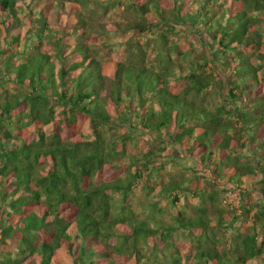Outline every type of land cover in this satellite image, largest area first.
<instances>
[{"label": "trees", "instance_id": "obj_1", "mask_svg": "<svg viewBox=\"0 0 264 264\" xmlns=\"http://www.w3.org/2000/svg\"><path fill=\"white\" fill-rule=\"evenodd\" d=\"M34 1L0 0V264H183L186 231L192 264H264V0ZM155 143L209 172L194 217L153 213L183 187Z\"/></svg>", "mask_w": 264, "mask_h": 264}, {"label": "rangeland", "instance_id": "obj_2", "mask_svg": "<svg viewBox=\"0 0 264 264\" xmlns=\"http://www.w3.org/2000/svg\"><path fill=\"white\" fill-rule=\"evenodd\" d=\"M101 1H106V0H101ZM34 0H27V5L30 4L31 6H34ZM18 6L17 8H21L23 9L26 13V7L24 5V3H22V0H17ZM49 2H46V0H40L39 5L35 6L33 8V11L36 10H40L41 11V15H47L45 6H48ZM54 6V4H52V7ZM57 7L54 6L53 8H50L49 11H53V9H56ZM18 13L21 15V18L24 19V15H26V13L20 12L18 11ZM112 14L109 15L110 18H112ZM22 23L21 28V36L24 37L25 34L27 33V31L29 30V27L27 26V21L25 22H20V24ZM19 24V25H20ZM24 28V29H23ZM196 43L200 44V47L202 46L201 43L204 41H200V40H196ZM204 44V43H202ZM18 47V45H17ZM199 47V49H200ZM20 50L22 49V47L19 48ZM200 51H198V54H196V58L199 57ZM201 59V57H200ZM183 66L185 67H190L189 62H183ZM10 88V86H9ZM57 111H60V109L57 108ZM86 134H89V131H85ZM142 140H144L145 144H147L148 146L151 143H154V141L151 139L150 136H144L141 137ZM153 146L157 149L158 153L163 157V159H165V161L167 162V165L165 166V169H163L161 171V180L162 182L165 184L167 183L169 180H173L174 182H179L183 184V187L180 191H178V193H162L160 192L159 189H156L154 193H150V194H155L152 195L155 197V201L158 202V205L156 208H154V214L155 216L160 219L163 220L164 222H171V216H175L177 215L178 212L183 211L187 216L189 217H194V215L196 214L195 212V208H199L201 205L199 203L198 200L194 199V195H193V191L196 188H201L200 185L204 186L201 183V180L198 179V176H202L204 174H206V179L208 182V173H203V171H199L197 173L194 172L193 168H190L191 165L190 160L189 159H184L183 157L185 156V153H183L182 151H177V149L175 147H172L170 144L167 145V148L165 150V152H161L160 149L163 148V143H155L153 144ZM129 147L131 149V151L133 152L135 150V145L134 144H129ZM166 147V146H165ZM137 151V149L135 150ZM138 152V151H137ZM181 152V153H180ZM176 157H179L182 159V161L180 162H174V159ZM188 161V164L186 163ZM124 162H128V158L123 159ZM212 175V174H211ZM224 183V182H223ZM229 188L228 185L227 186H223V189L225 190V188ZM248 187V184H246L245 186L243 185L242 188L240 186V190L238 188L235 189V191H232V193H222V198H221V202L223 205H231L233 206V209H231V207H226L229 209V213L225 214V218H226V222H230L232 220V218L234 217L235 213H234V209H236V215L238 216L240 214V208L237 209L240 205V200H241V192L244 190H247L245 188ZM132 204L134 209L136 210L137 213H141L142 216L141 218H146V213L145 210L148 209V211L151 210V200L149 198H147L144 194H146L145 190H142L141 188V184H138V187L133 188L132 191ZM175 196L178 197V200L175 199ZM147 208V209H146ZM147 212V211H146ZM209 218L212 219V224H215V221H217L218 219V213L216 210L214 209H210L208 212ZM236 227H240V229L243 228V222L242 220H239L238 222L235 223ZM220 230L218 229L217 232H219ZM221 233V231H220ZM219 233V234H220ZM225 236H228L230 234V232H226L224 233ZM263 236H261L260 242L261 240H263ZM225 242L228 243L229 240H224ZM223 241V242H224ZM174 243L176 244V249L177 251L180 253L179 255H181L183 259V264H192L194 255H195V251L193 249V244L191 243V238H189V232H177L174 234ZM70 259H66L65 263L66 264H70ZM248 264H256L254 262H249Z\"/></svg>", "mask_w": 264, "mask_h": 264}]
</instances>
